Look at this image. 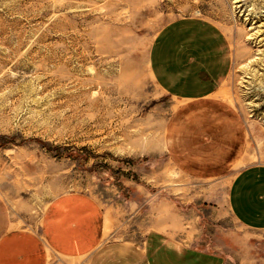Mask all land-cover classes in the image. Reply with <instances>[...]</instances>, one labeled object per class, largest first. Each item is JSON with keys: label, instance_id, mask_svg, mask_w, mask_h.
I'll return each mask as SVG.
<instances>
[{"label": "rangeland", "instance_id": "1", "mask_svg": "<svg viewBox=\"0 0 264 264\" xmlns=\"http://www.w3.org/2000/svg\"><path fill=\"white\" fill-rule=\"evenodd\" d=\"M188 17L228 43L211 99L241 131L230 152L170 135L190 108L157 85L149 54ZM250 164H264V0H0V197L14 226L37 228L51 200L82 193L102 204L110 240L167 228L224 264H264V230L227 204Z\"/></svg>", "mask_w": 264, "mask_h": 264}, {"label": "crops", "instance_id": "2", "mask_svg": "<svg viewBox=\"0 0 264 264\" xmlns=\"http://www.w3.org/2000/svg\"><path fill=\"white\" fill-rule=\"evenodd\" d=\"M149 63L157 85L190 108L181 115L180 131L172 127L170 135H207L210 148L233 151L241 135L234 114L211 99L230 65L224 33L202 19H178L155 37ZM209 156L218 162L214 151ZM229 183L227 204L235 219L264 230V164L242 167ZM7 208L0 197V264H224L218 253L179 240L167 228L150 230L141 244L108 239L104 208L87 194L55 197L37 228L14 226Z\"/></svg>", "mask_w": 264, "mask_h": 264}]
</instances>
